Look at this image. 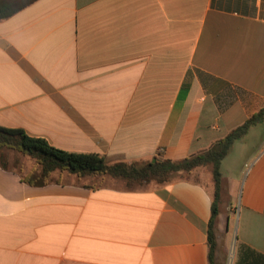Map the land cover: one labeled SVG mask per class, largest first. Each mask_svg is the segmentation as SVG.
<instances>
[{
  "label": "crops",
  "instance_id": "0c3cea01",
  "mask_svg": "<svg viewBox=\"0 0 264 264\" xmlns=\"http://www.w3.org/2000/svg\"><path fill=\"white\" fill-rule=\"evenodd\" d=\"M262 109L264 0H37L0 21V127L62 150L181 160ZM21 160L0 166V264H209V167L137 189L65 172L34 187ZM221 173L216 262L229 243L231 264L240 244L264 255V120Z\"/></svg>",
  "mask_w": 264,
  "mask_h": 264
},
{
  "label": "trees",
  "instance_id": "16d2710c",
  "mask_svg": "<svg viewBox=\"0 0 264 264\" xmlns=\"http://www.w3.org/2000/svg\"><path fill=\"white\" fill-rule=\"evenodd\" d=\"M37 0H0V21L22 11ZM264 120V109L253 115L242 126L229 132L207 150L181 160L159 159L155 161L109 162L97 153H75L51 145L45 138L30 136L22 129L0 127V166L7 169L9 153L34 161L36 169L23 181L34 187H43L51 181L55 172H65L83 178L109 177L125 184L127 189H137L147 184L164 185L176 177L190 175L201 167H209L214 189L211 217L207 231L208 262H216L218 247L216 221L220 213L222 194V161L228 156L233 145L247 135L250 128ZM20 165L14 166L19 169ZM235 264H264V255L240 244L237 246Z\"/></svg>",
  "mask_w": 264,
  "mask_h": 264
},
{
  "label": "rangeland",
  "instance_id": "374dc122",
  "mask_svg": "<svg viewBox=\"0 0 264 264\" xmlns=\"http://www.w3.org/2000/svg\"><path fill=\"white\" fill-rule=\"evenodd\" d=\"M9 165L10 166H16V165H20L21 166V159H22V157H20L18 154H16L15 153V155H14V162H12L11 163V156L9 155ZM15 169V168H14ZM143 186H145V185H143ZM142 186V187H143ZM233 192L231 191L230 193H229V196H230V198H231V200H232V197H233ZM223 217H224V212L222 213V215L220 216V218L221 219H223ZM230 245V243L227 245V247H226V255H225V259H227V264H231V261L233 260L232 258V255H233V253H234V248H233V246H229Z\"/></svg>",
  "mask_w": 264,
  "mask_h": 264
},
{
  "label": "water",
  "instance_id": "95a60500",
  "mask_svg": "<svg viewBox=\"0 0 264 264\" xmlns=\"http://www.w3.org/2000/svg\"><path fill=\"white\" fill-rule=\"evenodd\" d=\"M155 161V159L153 160V162Z\"/></svg>",
  "mask_w": 264,
  "mask_h": 264
}]
</instances>
